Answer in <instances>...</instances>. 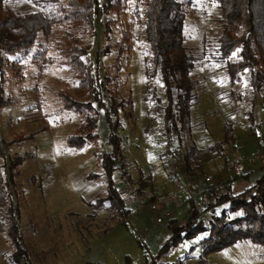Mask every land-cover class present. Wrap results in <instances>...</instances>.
Listing matches in <instances>:
<instances>
[{
  "label": "rangeland",
  "instance_id": "obj_1",
  "mask_svg": "<svg viewBox=\"0 0 264 264\" xmlns=\"http://www.w3.org/2000/svg\"><path fill=\"white\" fill-rule=\"evenodd\" d=\"M6 3L22 11H54V5L46 1L6 0ZM185 7L183 41L194 54L191 74L196 87L181 141L176 134L170 137L164 132L162 113L166 97L160 76L147 77L146 74L149 51L144 36L142 0H127L117 21L115 11L107 13L106 17L111 19L108 34L99 22L96 32L83 38L90 46L88 56L94 74L116 75L120 90L119 133L124 166L115 170V179L127 172L135 181L142 170L147 183L138 191L140 184L124 178L130 181L133 193L123 194L128 197L132 213L122 218L107 203L102 208H92L89 204L107 194L106 175L95 155L99 150L110 149L104 109L98 108V139L82 145L71 144L68 136L75 131L83 115L65 108L58 91L67 89L75 98L86 95L79 93L77 79L62 62L58 48L47 44L53 60L45 69L32 55L35 46L25 55L0 51V56L20 58L22 64L18 78L6 66L7 79L2 85L12 102L0 106V171L13 203L19 207L20 241L26 250L21 264L94 261L124 264L128 256L132 264H147L153 257L158 264H190L198 257L199 241L207 235V230L182 238L167 252L156 256L171 233L169 219H181L187 213V191L192 189L194 195H198L195 186L175 191L176 184H182L186 178L182 168V153L186 147L190 143L206 146L220 139L223 125L229 121L233 124L236 148L226 145L225 159L219 155L207 157L203 175L211 173L210 178L215 180V173L225 178L228 171L233 174L249 170L254 180L264 171V144L256 135L264 126L261 105L264 81L252 104L253 89L248 71L240 72L237 79L228 74L226 63L234 60L237 52L227 58L219 54V0H185ZM39 38L45 41L41 34ZM122 38L123 48L117 49L114 43ZM107 44L109 50L96 59L97 50ZM235 93L238 96L235 97ZM20 134L30 136L17 139ZM15 158L20 160L11 167L10 162ZM223 160L226 164H235L217 165ZM124 181H120L122 188ZM170 193L174 194L172 200L154 209L149 207L157 196ZM256 248L264 250V245ZM14 255L15 247L8 241L6 230L0 229V264H19ZM231 259L229 256L227 262L231 263Z\"/></svg>",
  "mask_w": 264,
  "mask_h": 264
},
{
  "label": "trees",
  "instance_id": "obj_2",
  "mask_svg": "<svg viewBox=\"0 0 264 264\" xmlns=\"http://www.w3.org/2000/svg\"><path fill=\"white\" fill-rule=\"evenodd\" d=\"M39 1L51 2L54 11H22L7 4L6 0H0V51L25 55L35 46L32 55L40 61V67L45 69L53 60L48 53L47 44L58 48L63 57L62 62L77 79L79 93L86 95L84 98H75L67 89L61 88L58 91L65 108L83 115L75 131L68 136V142L82 145L89 140L98 139L96 128L100 107L104 109L109 126L110 149L95 153L96 162L106 175L107 194L100 195L89 204L92 208H102L107 203L119 217L129 216L132 209L128 206V197L123 196L120 181H124V178L136 181L140 184L138 191H142L147 183L142 170L135 181L127 172L115 179V170L124 166L122 136L119 133V112L122 104L120 90L116 75L105 74L99 77L94 74L93 64L88 56L90 46L83 42L86 35L96 32L99 22L103 23L108 34L111 30V19L106 17L107 13L115 11L117 21L127 0ZM142 4L144 36L149 51L145 62L146 74L147 77L153 74L160 76L166 97L162 113L164 132L170 137L176 134L181 141L186 128L184 122L189 117L196 87V80L191 74L194 54L183 41V27L187 15L185 0H142ZM219 8V54L227 58L237 52L234 60L227 61L226 70L232 79L239 78L240 72L248 71L249 84L253 89L251 102L254 104L264 81V0H219ZM40 34L45 41L40 40ZM122 41L123 38L115 41L117 49L123 48ZM108 50V44L98 49L96 59ZM6 66L12 69L16 78L22 74L20 58L0 56V106L12 102L2 85L7 79ZM110 83L113 85L110 86ZM234 96L238 94L235 93ZM261 105L264 110V96ZM250 116L253 117L252 113ZM253 131L254 123L251 124V132ZM256 135L264 144V126ZM29 136L20 134L17 139ZM226 145L236 148L233 124L229 121L224 123L220 139L206 146L190 143L182 153V168L186 178L202 176L207 157L219 155L225 159L228 154ZM19 160L12 159L10 166L18 164ZM232 172L228 171L225 178L215 173L213 175L217 179L212 180L211 177L196 185L197 197L191 188L187 191V213L184 218L169 219L171 233L159 247L157 257L182 238L205 230L208 233L199 241L200 253L190 264H208V255L211 252L239 240L248 239L264 244V171L254 180L250 178L249 170ZM4 178L0 171V229L6 230L8 241L15 247L14 260L21 264V257L26 250L20 241L19 207L13 203ZM240 182L241 185L238 184ZM217 207H220L219 210H216ZM88 264L102 263L94 261ZM124 264H132L129 256ZM147 264H158V260L153 257Z\"/></svg>",
  "mask_w": 264,
  "mask_h": 264
},
{
  "label": "crops",
  "instance_id": "obj_3",
  "mask_svg": "<svg viewBox=\"0 0 264 264\" xmlns=\"http://www.w3.org/2000/svg\"><path fill=\"white\" fill-rule=\"evenodd\" d=\"M264 245L254 243L248 239L236 241L221 249L215 250L208 255V264H264V250L257 246ZM248 254V256H244ZM229 256H232L231 263L227 262ZM244 256V257H243ZM219 262H218V261Z\"/></svg>",
  "mask_w": 264,
  "mask_h": 264
},
{
  "label": "built area",
  "instance_id": "obj_4",
  "mask_svg": "<svg viewBox=\"0 0 264 264\" xmlns=\"http://www.w3.org/2000/svg\"><path fill=\"white\" fill-rule=\"evenodd\" d=\"M220 163H217V165H222V166H233L235 163H231L229 162L228 164H226L224 161H219ZM222 162V163H221ZM211 171L213 172V170L211 169ZM211 174V173H210ZM210 174L208 175H203L200 177H188L184 180V182L182 184L178 183L175 186V191H180L181 189H190L198 184H202L203 181L208 180L210 178ZM129 180H125L124 181V186L122 188L123 190V194L124 195H131L133 193V190L131 188V185L129 183ZM174 197L173 193L170 194H162L159 195L155 198V200H153L150 204L149 207L151 209L157 208L161 205H163L166 202H169L170 200H172V198ZM160 217H157V220H160Z\"/></svg>",
  "mask_w": 264,
  "mask_h": 264
}]
</instances>
